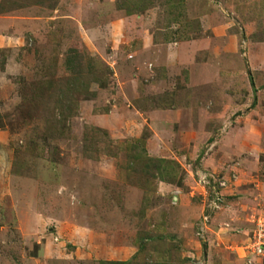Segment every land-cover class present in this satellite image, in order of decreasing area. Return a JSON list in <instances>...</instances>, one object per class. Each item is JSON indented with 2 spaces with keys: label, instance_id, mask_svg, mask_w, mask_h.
Here are the masks:
<instances>
[{
  "label": "rangeland",
  "instance_id": "374dc122",
  "mask_svg": "<svg viewBox=\"0 0 264 264\" xmlns=\"http://www.w3.org/2000/svg\"><path fill=\"white\" fill-rule=\"evenodd\" d=\"M135 1L0 0V264H264V0Z\"/></svg>",
  "mask_w": 264,
  "mask_h": 264
},
{
  "label": "trees",
  "instance_id": "16d2710c",
  "mask_svg": "<svg viewBox=\"0 0 264 264\" xmlns=\"http://www.w3.org/2000/svg\"><path fill=\"white\" fill-rule=\"evenodd\" d=\"M170 0H167V2H169ZM179 4L182 5V0H178ZM144 5L145 3H147L148 1H145V0H138V1H135L133 7L135 9H137L139 3H141ZM175 4L177 3H173L172 4V8L175 7ZM143 7V6H142ZM179 7V5H178ZM126 14L127 15H131L132 14V8L131 7H127L126 8ZM139 9V8H138ZM5 11L4 7H0V12H3ZM182 16V12H179V14L177 15H174V19L176 22H181V17ZM169 36V35H168ZM171 38V36H170ZM75 53L71 56H68L67 57V60H66V66L69 70V72L72 73V78H73V81H75V86L79 87L82 82H83V79L85 76H82V75H87V77L89 78V82L93 80V67L91 66L90 62L87 63L86 67H84L82 65V62L80 61V56L79 54L74 51ZM86 70V72H83L82 70L83 69ZM72 81V82H73ZM40 88H38L39 90ZM73 89L77 92L78 91V88H74ZM72 89V90H73ZM71 90V88H70ZM69 90V91H70ZM72 93V92H71ZM32 96H34L32 94ZM39 98H40V95H38ZM67 94L66 93H63L60 95V98L61 97H66ZM34 99V98H33ZM61 101V100H60ZM163 109H166L164 107H162ZM161 109V108H160ZM68 115H66L67 117ZM98 131V130H97ZM143 146V140H136L134 143H129L128 144V159L129 161L131 162V166H130V169L131 170H134V172L136 173H139V174H142L145 179H146V182H152L151 180L154 179V178H158L159 180H162V181H166V179L168 178L169 180L173 179L174 178V168H173V164L175 165V163L171 162V161H168L166 159H153V158H148L144 155L145 154V149ZM138 163H143L141 164V166L138 165ZM149 238H147L148 240ZM142 241V239L140 240V242ZM141 248L143 247V244L141 242ZM100 264H128L127 262H118V261H101Z\"/></svg>",
  "mask_w": 264,
  "mask_h": 264
},
{
  "label": "built area",
  "instance_id": "2783aa9c",
  "mask_svg": "<svg viewBox=\"0 0 264 264\" xmlns=\"http://www.w3.org/2000/svg\"><path fill=\"white\" fill-rule=\"evenodd\" d=\"M205 186H210V185H205ZM215 185H213L214 187ZM224 185H218V187H222ZM214 198H212V201L210 204H208V207L211 209L213 206L217 207V204L221 201L220 194L215 191L214 188ZM203 222L201 223L203 225L205 224V221H207L208 217L203 218ZM257 230L254 232L252 236L248 239L249 242L247 243L246 250H248L250 256H263L264 254V228H261V225L257 226ZM246 256V255H245Z\"/></svg>",
  "mask_w": 264,
  "mask_h": 264
}]
</instances>
